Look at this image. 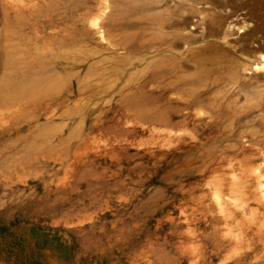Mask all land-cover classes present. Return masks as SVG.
Segmentation results:
<instances>
[{
	"label": "rangeland",
	"instance_id": "obj_1",
	"mask_svg": "<svg viewBox=\"0 0 264 264\" xmlns=\"http://www.w3.org/2000/svg\"><path fill=\"white\" fill-rule=\"evenodd\" d=\"M141 5L0 0V54L40 45L53 75L0 99V264H264V149L144 84Z\"/></svg>",
	"mask_w": 264,
	"mask_h": 264
},
{
	"label": "bare ground",
	"instance_id": "obj_2",
	"mask_svg": "<svg viewBox=\"0 0 264 264\" xmlns=\"http://www.w3.org/2000/svg\"><path fill=\"white\" fill-rule=\"evenodd\" d=\"M141 9L137 15L140 29H135V34L140 37L144 84L158 87L165 104L187 108V115L193 114L192 105L201 103L207 106L201 110L216 121L220 114L214 106L222 105L223 141L248 131L264 149V0H143ZM196 27L197 34L193 32ZM9 38L6 33L5 39ZM60 42L52 47L62 60L65 44ZM115 43L122 45L120 39ZM17 50L23 52L20 59L15 54ZM40 52V45L31 49L25 42L3 45L0 60L5 78L0 99L4 103L39 88L40 81L30 76L32 72L38 71L44 78L53 77L52 73L40 71ZM14 73V78H10ZM241 96L243 104L238 103ZM162 111V118H166V110Z\"/></svg>",
	"mask_w": 264,
	"mask_h": 264
}]
</instances>
